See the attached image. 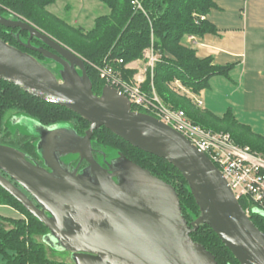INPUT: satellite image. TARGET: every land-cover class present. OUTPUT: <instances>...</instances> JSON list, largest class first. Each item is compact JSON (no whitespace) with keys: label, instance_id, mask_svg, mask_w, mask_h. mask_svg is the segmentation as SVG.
Instances as JSON below:
<instances>
[{"label":"water","instance_id":"1","mask_svg":"<svg viewBox=\"0 0 264 264\" xmlns=\"http://www.w3.org/2000/svg\"><path fill=\"white\" fill-rule=\"evenodd\" d=\"M0 25L27 31L26 41L17 33L21 44L62 66L56 74L0 37V79L90 123L81 135L71 125L38 122L36 150L43 165L0 143V186L48 227L49 246L70 252L74 264H218L191 237L207 224L240 264H264V232L204 152L154 115L133 110L117 88L105 85L95 93L86 60L27 19L0 13ZM34 38L44 46L33 45ZM101 127L173 164L188 182L200 216L189 224L174 186L123 154L103 166L92 144ZM69 153L80 158L75 168L61 160ZM82 162L87 165L80 170Z\"/></svg>","mask_w":264,"mask_h":264},{"label":"trees","instance_id":"2","mask_svg":"<svg viewBox=\"0 0 264 264\" xmlns=\"http://www.w3.org/2000/svg\"><path fill=\"white\" fill-rule=\"evenodd\" d=\"M57 1L0 0V13L6 17L27 19L80 54L86 60L93 90L98 94L106 83L93 63L101 65L105 60L111 61L129 80L137 71L125 68V65L143 59L146 50L153 49L159 54V59L153 75L150 69L147 70L143 85L146 91L151 92L154 87L167 105L183 109L194 123L213 131L229 132L240 145H250L254 151L264 152V135L240 122L232 108L220 116L202 108L195 100L196 95L209 88L213 77H229L235 66L234 63L217 64L212 55L200 56L197 48L187 41L188 35L204 37L219 34L220 30L208 19L211 10L217 7L214 0H98L109 11L98 16L90 29L76 27L49 11L48 7ZM18 32L21 40L28 39L27 31L0 25V37L4 41L42 59L38 52L21 44ZM32 44L44 46L36 38ZM116 59H123L124 63L117 64L114 62ZM136 109L145 112L134 106L133 110ZM13 110L35 118L42 125L69 123L81 135L90 126L74 111L33 96L19 86L0 79V133L4 131L6 114ZM4 132L0 137L1 144L14 143L10 145L30 155H38L36 136L17 133L11 137L10 132ZM92 144L94 149L111 148L172 184L189 224L200 216L188 182L173 164L134 147L106 127L94 131ZM240 203L247 209L246 199H241ZM0 204L12 206L23 214L18 218L0 215V264H74L49 257L48 247L51 246L44 240L49 233L48 227L2 186ZM251 218L264 232V215L253 212ZM191 237L214 254L218 264H240L209 225H200Z\"/></svg>","mask_w":264,"mask_h":264},{"label":"crops","instance_id":"3","mask_svg":"<svg viewBox=\"0 0 264 264\" xmlns=\"http://www.w3.org/2000/svg\"><path fill=\"white\" fill-rule=\"evenodd\" d=\"M214 1L217 7L211 10L208 19L220 32L198 37L194 46L202 57L212 55L217 64L234 63L235 66L229 77H213L209 88L195 97L202 101V108L220 115L215 109L212 95L217 94L215 91L220 85L227 86L231 98L227 102L228 109L234 110L240 122V115L250 119L259 117L253 122L247 120L242 123L250 125L253 131L260 134L254 127L256 120L264 118V0ZM143 63H146L145 58L131 62L129 68L136 69L137 75L145 77L147 74ZM208 92L213 93L212 98ZM0 215L13 218L23 216L14 207L1 204Z\"/></svg>","mask_w":264,"mask_h":264},{"label":"built area","instance_id":"4","mask_svg":"<svg viewBox=\"0 0 264 264\" xmlns=\"http://www.w3.org/2000/svg\"><path fill=\"white\" fill-rule=\"evenodd\" d=\"M197 39L195 35L187 36L188 43L193 46L197 43ZM145 59L147 70L150 69L153 75L159 54L153 49H148L145 52ZM114 62L124 63L123 59H116ZM129 66L130 63L126 64L125 68L130 69ZM96 68L106 85L113 86L125 94L132 107L136 106L159 118L204 152L221 170L235 197L239 201L247 200L245 211L248 215L251 216L255 211L264 213V152L254 151L247 145H240L229 132L213 131L194 123L183 109L167 105L154 87L151 92L146 91L143 85L147 76L135 74L129 80L125 79L122 71L116 68L113 62L106 60ZM195 100L202 106V101L196 97Z\"/></svg>","mask_w":264,"mask_h":264},{"label":"rangeland","instance_id":"5","mask_svg":"<svg viewBox=\"0 0 264 264\" xmlns=\"http://www.w3.org/2000/svg\"><path fill=\"white\" fill-rule=\"evenodd\" d=\"M68 7L71 8V10ZM48 10L57 16L67 19L70 24L76 27L82 26L85 29H90L94 24V20L98 16L106 14L109 11L108 7L98 0H58L55 4L49 6ZM43 63L47 67H56L52 62L49 61H45ZM93 65L95 67L97 66V64L94 63ZM142 67L146 69L145 73L147 74V61L146 63H143ZM211 92H208V94L210 95L209 97H211V94H213ZM215 92H217V94H215V96L213 94V98H211L214 100L215 109L218 111L217 113L222 115L228 109L227 102H230L231 99L229 96L230 88H227V86L225 85H220ZM240 118L242 122H247V120H252L253 122V119H258L259 117L250 119L247 117H242V115H240ZM65 126L69 127L70 124L68 123ZM3 127L4 131L10 132L11 137H15L17 133L31 134L34 136H39L40 133V124L35 118L14 110L9 111L6 114ZM254 130L264 135V118H261L260 121L256 120ZM4 131L0 133V137L4 135ZM6 143V145L14 144L10 142ZM98 150L107 153L108 157L112 159L116 157L117 154L115 150L107 147L99 148ZM105 157L106 156H103L102 158L105 160ZM61 160L62 162L71 165L73 168H75L79 164V157L77 154H65L62 156ZM48 255L51 258L60 259L70 263L73 262L71 253L68 251L56 250L48 247Z\"/></svg>","mask_w":264,"mask_h":264},{"label":"flooded vegetation","instance_id":"6","mask_svg":"<svg viewBox=\"0 0 264 264\" xmlns=\"http://www.w3.org/2000/svg\"><path fill=\"white\" fill-rule=\"evenodd\" d=\"M33 45H35V46H38V47H41V46H43V45H40V44H33ZM37 52V51H36ZM39 53V52H38ZM40 54V53H39ZM41 56H43L42 54H40ZM38 59L41 61V62H45V61H49V62H52L56 67L55 68H53V67H50L56 74H58V71L62 68V66L60 65V64H58V63H56L55 61H53V60H50V59H47V58H45L44 56H43V58L42 59H40L39 57H38ZM6 145V144H5ZM11 146V145H10ZM14 147V146H13ZM32 156V158L34 159V160H36V161H38L40 164H42L43 165V161H42V159H41V157L39 156V155H37V156H33V155H31ZM94 156H95V158L103 165V166H107L106 165V161H111L112 160V158H109L108 157V155H107V153H106V157H105V160L102 158L104 155H103V152L102 151H100V150H98V149H95V152H94ZM79 157V156H78ZM80 159V158H79ZM79 162V161H78ZM87 165V163L86 162H82V164H81V166H80V170L81 169H83L85 166Z\"/></svg>","mask_w":264,"mask_h":264}]
</instances>
